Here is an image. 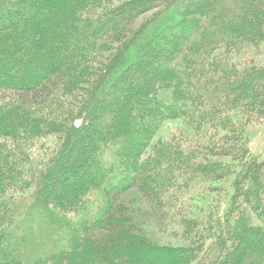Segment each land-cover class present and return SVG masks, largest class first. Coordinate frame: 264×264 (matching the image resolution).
<instances>
[{
    "label": "trees",
    "instance_id": "trees-1",
    "mask_svg": "<svg viewBox=\"0 0 264 264\" xmlns=\"http://www.w3.org/2000/svg\"><path fill=\"white\" fill-rule=\"evenodd\" d=\"M261 55L264 0H0V264H264Z\"/></svg>",
    "mask_w": 264,
    "mask_h": 264
},
{
    "label": "rangeland",
    "instance_id": "rangeland-1",
    "mask_svg": "<svg viewBox=\"0 0 264 264\" xmlns=\"http://www.w3.org/2000/svg\"><path fill=\"white\" fill-rule=\"evenodd\" d=\"M258 60H264V55L257 56ZM186 129L183 122L181 120H166L162 123L161 127L159 128L156 136L154 139H166L170 138L171 135L174 134V132H178L179 129ZM184 131V130H183ZM190 131V129H188ZM245 133L247 134V140L249 144V148L253 154L256 155V159L258 161L264 162V118L255 120L250 122L248 125H246L244 129ZM223 159H229V158H223ZM233 177H229L226 179V182L222 184L223 186H227L231 183ZM119 198H124L128 200V193H123L119 196ZM155 237L161 240L167 241V237L164 233H156Z\"/></svg>",
    "mask_w": 264,
    "mask_h": 264
}]
</instances>
